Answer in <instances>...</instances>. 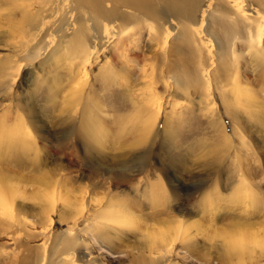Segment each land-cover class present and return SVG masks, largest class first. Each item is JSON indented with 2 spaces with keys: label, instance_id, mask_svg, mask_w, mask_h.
<instances>
[{
  "label": "rangeland",
  "instance_id": "rangeland-1",
  "mask_svg": "<svg viewBox=\"0 0 264 264\" xmlns=\"http://www.w3.org/2000/svg\"><path fill=\"white\" fill-rule=\"evenodd\" d=\"M198 1L0 0V264H264V39Z\"/></svg>",
  "mask_w": 264,
  "mask_h": 264
},
{
  "label": "bare ground",
  "instance_id": "bare-ground-1",
  "mask_svg": "<svg viewBox=\"0 0 264 264\" xmlns=\"http://www.w3.org/2000/svg\"><path fill=\"white\" fill-rule=\"evenodd\" d=\"M100 1L101 0H61V4H63V5H61L62 9H63L62 11L65 13V20L62 22L64 24L61 23L62 24L61 25L62 26L61 27L62 34H61L60 39H61V43L71 40L68 43L67 48H69L73 44L74 41H81L85 36H87V31H88L87 20L85 19L86 14L85 15L80 14L78 19H76L74 21L73 15H72L73 11L76 10L78 12L82 11V13L83 12L87 13L89 10V6L96 8ZM187 1H189V0H187ZM183 3H184V0H172V2H171V4L172 5L174 4V6L176 8L175 17L178 19L180 17H182V12H180V9H181V7H183ZM224 3H225L224 5H225V7L229 13L227 15L225 21L231 23V25H232L231 28L227 31L228 35L226 36V41H221V40L216 38V33L214 31H216L217 29H214V31H212L213 29L210 28L209 35H206V37H202L200 32H199V29H193L194 26L187 25V27L190 29L188 33H192L193 37L197 38L198 41H200L202 43L210 42V44H211L212 40H210V38L213 39V41L215 43L217 42V49H218L219 54H220V52H222L224 50V47L225 48L227 47V49L234 50V48L236 49L243 42L249 44L250 48H254L256 43L260 44L261 40L264 39V15L261 14L258 11V9H256V7H253V5L248 4L247 2H245L243 0H224ZM150 4H151V2H150ZM207 5L212 7V0H200L198 2H194L192 11L194 13L198 10L203 11V10H205V6H207ZM125 6H127V5H125ZM58 7L59 6H57V8ZM96 9H98V8H96ZM57 10H58V12L61 11L59 9H57ZM118 10L119 9L115 6L113 8H111L110 12L115 11V12L111 13L113 16V19L116 17V15H119V13L117 12ZM234 14H236L237 18H239L241 21H236V19H234V17H232ZM150 16L152 18L155 17L154 7L151 8V10H150ZM81 17H82V19H85L86 21L81 20L80 19ZM193 22L196 23L195 19L193 20ZM135 23H138V22L136 21ZM145 23H146V21H145ZM70 31H72L73 33L72 32L70 33ZM235 34H237V36H235ZM105 35H106L105 33L101 34L100 38H98V39H100L101 41H104ZM229 38H231V39H229ZM105 44H106V42L104 43V45ZM89 47L90 46H88V44H87V47L84 49H87V48L89 49ZM258 47H255V48L258 49ZM78 48H80V47H78ZM123 51H125V50L123 49ZM90 53L88 55L83 56L84 62L82 65H87V63L89 61H91V59L93 58V56H92L93 53H92V51ZM207 85L209 86V84H207ZM208 92H209V90H208ZM42 233H44V232H42ZM44 235H45V239L49 238L47 233H45ZM45 243H44V245H45L44 249L46 250V245L48 243L47 244H45ZM45 258H46V253L44 252V256H43V260H42L41 264H44Z\"/></svg>",
  "mask_w": 264,
  "mask_h": 264
}]
</instances>
